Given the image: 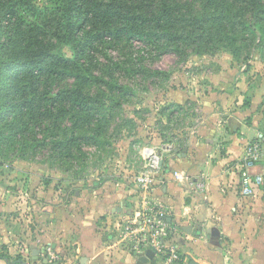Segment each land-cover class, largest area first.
<instances>
[{
    "label": "rangeland",
    "instance_id": "rangeland-1",
    "mask_svg": "<svg viewBox=\"0 0 264 264\" xmlns=\"http://www.w3.org/2000/svg\"><path fill=\"white\" fill-rule=\"evenodd\" d=\"M38 4L44 5V0ZM258 37L244 34L243 41L237 43L241 48L237 55L221 46L205 54L187 48L177 55L138 41L97 45L85 66L120 86L113 94L100 84L85 87L90 95L98 94L92 105L100 108V114L81 126L86 119L83 114L69 112L55 121L39 119L37 125L26 124V114H22L18 120L31 125L30 131H20L13 139L0 142V208L4 211L0 212V237L9 233L14 241L12 254L18 242H27L30 230L48 222L50 211L44 208L51 209V214H55L54 209L62 210V218L71 227L66 242L75 245L78 218L89 210L99 188H107L105 182L117 183V188L126 192L135 190L145 147L175 145L177 138L189 131V117L195 107L211 93H222L220 88L240 81L237 75L250 71L249 81L257 80L260 73L264 76V60L254 48ZM61 48L64 55L71 56L68 46ZM54 84L55 88H69L72 81ZM173 94L189 95L191 99L177 103L170 98ZM45 107L37 108L34 115L43 113ZM95 217H91L92 222ZM0 264L5 263L0 260Z\"/></svg>",
    "mask_w": 264,
    "mask_h": 264
},
{
    "label": "crops",
    "instance_id": "crops-1",
    "mask_svg": "<svg viewBox=\"0 0 264 264\" xmlns=\"http://www.w3.org/2000/svg\"><path fill=\"white\" fill-rule=\"evenodd\" d=\"M248 72L237 75L240 81L233 82L232 86L220 88L224 92L211 93L197 105L190 113L189 131L174 142L177 146L174 165L185 168L193 179L202 181L204 192L168 180L150 193L171 211L168 222L172 228L167 241L181 255L178 264H264V180L252 195L242 196L239 192L238 165L245 146L264 135V76L260 73L257 80L249 81ZM170 98L177 103L191 99L185 94H173ZM205 106L211 107V115L218 114L209 144L210 126L198 129ZM184 150L185 156L179 157ZM172 157L166 158L164 169L171 171ZM254 170L264 178V155ZM109 183L105 182L107 188H99L86 216L78 218L75 245L66 242L71 227L62 218V210L54 209L55 214L48 212L50 219L45 226L39 223L35 230H30L27 242H18L13 254L11 243L14 241L8 237L9 233L0 237V260L5 264L44 263L43 246L50 244L59 253L61 264H137V258L145 256L148 250L153 255L145 264H158L151 248L136 254L119 242L115 222L134 213L140 197L136 189L126 192L117 188V183ZM0 212L4 214L1 208ZM93 216L98 218L92 222ZM181 226H186V230ZM212 227L220 231L219 246L208 231ZM31 243L35 245L33 250ZM35 250H40L36 257L31 254Z\"/></svg>",
    "mask_w": 264,
    "mask_h": 264
},
{
    "label": "trees",
    "instance_id": "trees-1",
    "mask_svg": "<svg viewBox=\"0 0 264 264\" xmlns=\"http://www.w3.org/2000/svg\"><path fill=\"white\" fill-rule=\"evenodd\" d=\"M39 1L0 0V142L30 131L28 122L55 121L69 112L86 116L80 126L91 123L100 114L92 105L98 94L90 95L85 87L100 84L112 94L120 88L84 64L106 41H138L177 55L187 48L205 54L221 46L237 55V43L252 33L259 35L254 48L264 60V0H203L198 5L175 0ZM62 46L70 48L71 56L61 52ZM67 80L71 87L55 88V82ZM41 107L45 111L34 115ZM22 114L26 124L18 120Z\"/></svg>",
    "mask_w": 264,
    "mask_h": 264
},
{
    "label": "built area",
    "instance_id": "built-area-1",
    "mask_svg": "<svg viewBox=\"0 0 264 264\" xmlns=\"http://www.w3.org/2000/svg\"><path fill=\"white\" fill-rule=\"evenodd\" d=\"M264 135L249 141L238 165L239 192L242 196L252 195L256 188L263 183L261 173L254 168L264 155ZM173 143L163 147H145L142 151L143 162L135 176L136 190L140 200L131 215L115 222L119 242L136 254L144 252L146 247L151 248L158 258V264H178L181 255L175 246L168 243L171 225L168 218L171 215L169 208L157 202L150 196L156 187L165 185L172 180L182 186H193L204 192L202 181L193 179L185 170L169 171L164 169L166 158L176 155ZM45 254L39 264H61L59 253L54 252L50 244L43 246Z\"/></svg>",
    "mask_w": 264,
    "mask_h": 264
},
{
    "label": "water",
    "instance_id": "water-1",
    "mask_svg": "<svg viewBox=\"0 0 264 264\" xmlns=\"http://www.w3.org/2000/svg\"><path fill=\"white\" fill-rule=\"evenodd\" d=\"M211 112H212L211 107L205 106L203 108L202 114L204 116V119H202V121H201L202 124L198 128L200 130L201 128H204L207 125L210 126L211 130L209 132H207V136H208L207 144H209L211 142V138L210 137L214 133V126H215V124L217 122V119H218V114H212L211 115L210 114ZM185 153H186V150L183 151V154H178V156L179 157L180 156H185ZM173 159H174V156L172 158H170V160H169V166L171 167V171H174V170H177V171L185 170V168L183 169L181 167H177L176 165H174ZM192 188L195 189L194 187H192ZM119 193H121V192H119ZM75 195H79L78 191L75 192ZM44 210H47V211L51 212V209L44 208ZM97 218L98 217L96 216L95 219H97ZM178 223H179V221H178ZM179 226H180V224H179ZM181 227L186 230V228H185L186 226L185 227L181 226ZM208 229H209L208 231L210 232L212 238H216L215 245L219 246V242L217 241V238L220 236L219 229L216 228V227H212V228H208ZM42 244H43V241L42 240L39 241L40 248L42 247ZM30 248H32V250H33V248H35L34 243H31ZM38 252H40V250L32 251L31 254H32V256L36 257V254ZM152 255H153V252L151 250H148L145 256H139L137 258L136 263L137 264H145L148 261V259L152 257ZM26 264H30V263H26Z\"/></svg>",
    "mask_w": 264,
    "mask_h": 264
}]
</instances>
